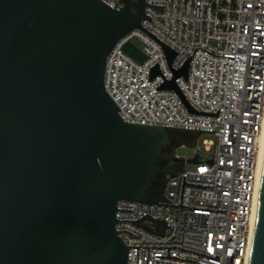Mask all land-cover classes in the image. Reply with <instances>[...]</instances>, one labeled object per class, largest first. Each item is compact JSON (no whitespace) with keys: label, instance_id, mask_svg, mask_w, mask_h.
Wrapping results in <instances>:
<instances>
[{"label":"water","instance_id":"1","mask_svg":"<svg viewBox=\"0 0 264 264\" xmlns=\"http://www.w3.org/2000/svg\"><path fill=\"white\" fill-rule=\"evenodd\" d=\"M146 7L0 0V264H128L118 203L156 204L158 182L199 163L162 155L169 132L123 121L106 91L108 58L143 31ZM161 45L171 65L177 54ZM123 51L147 60L132 42ZM175 80L161 89L188 106ZM250 264H264V164Z\"/></svg>","mask_w":264,"mask_h":264},{"label":"built area","instance_id":"2","mask_svg":"<svg viewBox=\"0 0 264 264\" xmlns=\"http://www.w3.org/2000/svg\"><path fill=\"white\" fill-rule=\"evenodd\" d=\"M100 1L120 9L124 0ZM146 5L143 31L123 39L108 58L106 91L123 121L190 134L199 163L166 175L156 204L118 203L127 262L250 264L264 128V0ZM128 42L145 54L143 64L123 51ZM161 44L177 54L171 65ZM188 61V78L175 80ZM156 67L160 75L152 78ZM173 80L195 112L176 92L161 89ZM204 136L211 139L200 143Z\"/></svg>","mask_w":264,"mask_h":264},{"label":"rangeland","instance_id":"3","mask_svg":"<svg viewBox=\"0 0 264 264\" xmlns=\"http://www.w3.org/2000/svg\"><path fill=\"white\" fill-rule=\"evenodd\" d=\"M136 43H137V45L140 46V44L137 41H136ZM169 135H170V145L167 147L168 149H174L177 156L184 158L186 160L194 157V155H195L194 148L197 146V144H198L197 142H194L191 144H189V143L184 144L181 141V139H179L177 137V135L186 137L187 135L184 133L170 132L169 131ZM187 138L192 139L193 137L188 135ZM207 139H211V138L209 136H204L201 139L200 143L204 140H207ZM203 155H204V157H210L212 155V153L203 152ZM192 169H194L193 165L186 164L184 167V170H192Z\"/></svg>","mask_w":264,"mask_h":264},{"label":"flooded vegetation","instance_id":"4","mask_svg":"<svg viewBox=\"0 0 264 264\" xmlns=\"http://www.w3.org/2000/svg\"><path fill=\"white\" fill-rule=\"evenodd\" d=\"M184 134H186V133H184ZM187 136L189 135V136H191L190 134H186ZM185 136V135H184ZM187 136L186 137H183V136H180V135H177V137L179 138V139H184V140H192V139H189V138H187ZM170 149H168V148H165L163 151H162V155H165L168 151H169ZM181 170H183V168L181 167V166H179V167H176L175 168V171L173 172V173H175L176 171H181ZM158 186L156 187V188H154L153 189V191L154 192H156L158 195H161L162 193H163V190H164V187H165V178L161 181V182H158Z\"/></svg>","mask_w":264,"mask_h":264},{"label":"bare ground","instance_id":"5","mask_svg":"<svg viewBox=\"0 0 264 264\" xmlns=\"http://www.w3.org/2000/svg\"><path fill=\"white\" fill-rule=\"evenodd\" d=\"M260 144V150H259V192H260V184H261V177H262V170H263V164H264V128L262 131V134L259 139ZM255 222H256V216H255Z\"/></svg>","mask_w":264,"mask_h":264}]
</instances>
